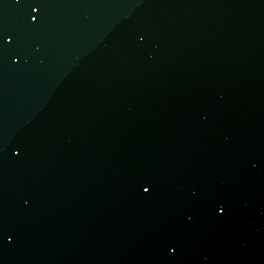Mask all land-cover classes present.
<instances>
[{
	"label": "water",
	"instance_id": "95a60500",
	"mask_svg": "<svg viewBox=\"0 0 264 264\" xmlns=\"http://www.w3.org/2000/svg\"><path fill=\"white\" fill-rule=\"evenodd\" d=\"M0 264H264V0H0Z\"/></svg>",
	"mask_w": 264,
	"mask_h": 264
},
{
	"label": "snow or ice",
	"instance_id": "6c2138e0",
	"mask_svg": "<svg viewBox=\"0 0 264 264\" xmlns=\"http://www.w3.org/2000/svg\"><path fill=\"white\" fill-rule=\"evenodd\" d=\"M33 19H35V17H33ZM17 155H19V153H17ZM142 187H143V191L145 193L149 192V186L144 187L142 185ZM193 195H196V193H193ZM218 210H219L220 213H223L225 211L224 206L223 205L218 206ZM8 239L11 240V237L9 236ZM173 251H175V249H173Z\"/></svg>",
	"mask_w": 264,
	"mask_h": 264
}]
</instances>
